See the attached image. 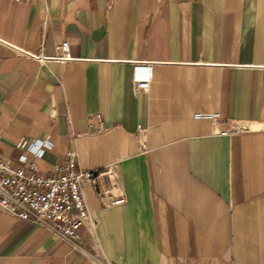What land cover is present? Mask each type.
I'll return each mask as SVG.
<instances>
[{
    "label": "crops",
    "instance_id": "crops-1",
    "mask_svg": "<svg viewBox=\"0 0 264 264\" xmlns=\"http://www.w3.org/2000/svg\"><path fill=\"white\" fill-rule=\"evenodd\" d=\"M69 150L125 203L86 185L77 241L0 210V264H264V0H0V157Z\"/></svg>",
    "mask_w": 264,
    "mask_h": 264
},
{
    "label": "built area",
    "instance_id": "built-area-1",
    "mask_svg": "<svg viewBox=\"0 0 264 264\" xmlns=\"http://www.w3.org/2000/svg\"><path fill=\"white\" fill-rule=\"evenodd\" d=\"M20 1V0H18ZM40 60L65 62L75 60L69 40L59 46L54 56H40ZM153 78L150 69L146 78L138 80L140 88H148ZM195 118L218 122L219 112H197ZM103 128L102 114L95 116ZM249 128L238 122L223 131V134L247 131ZM49 138L29 143L23 140L19 146L37 157H42ZM64 160L54 165L50 174L40 172L38 166L26 155L20 165H13L0 157V210L39 224L60 238L77 241L82 238V227L91 221V209L84 196V187L93 186L105 208L125 203L118 164L87 169L79 165L78 154L69 150Z\"/></svg>",
    "mask_w": 264,
    "mask_h": 264
}]
</instances>
